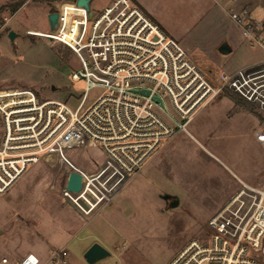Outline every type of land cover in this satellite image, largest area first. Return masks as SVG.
Listing matches in <instances>:
<instances>
[{"label":"rangeland","instance_id":"1","mask_svg":"<svg viewBox=\"0 0 264 264\" xmlns=\"http://www.w3.org/2000/svg\"><path fill=\"white\" fill-rule=\"evenodd\" d=\"M75 1L0 0V88H28L41 99L77 107L86 89L84 79L72 77L81 68L79 61L70 47L46 37L51 32L47 16L61 4L53 37L77 47L76 35L90 19L85 21ZM110 1L90 0V7L99 10ZM209 1L213 7L212 0H172L176 15L167 21L179 33L190 31L188 55L221 82L222 71L232 72L228 69L238 67L250 53L237 46L239 40L255 55L260 49L252 48L223 12L216 8L206 13ZM239 1L245 5L241 9L264 22V0ZM10 31L17 33L13 41ZM220 40L233 43L231 56L216 48ZM245 83L251 86L247 78ZM226 89L221 99L194 116L186 132L164 139L143 168L129 177L111 171L89 176L106 163V155L100 145L80 143V130L71 128L62 140L65 160L45 156L0 194V260L33 255L47 264L52 251L62 249L66 264H90L84 253L99 243L111 254L95 264H165L189 241L206 239L210 218L236 190L260 189L264 183V144L257 139L264 133L262 99L258 106L247 103L253 111L236 107ZM99 95L98 88L91 89L86 106ZM71 171L88 176L80 193L66 190ZM165 193L177 195L179 205L168 207L161 198Z\"/></svg>","mask_w":264,"mask_h":264},{"label":"built area","instance_id":"2","mask_svg":"<svg viewBox=\"0 0 264 264\" xmlns=\"http://www.w3.org/2000/svg\"><path fill=\"white\" fill-rule=\"evenodd\" d=\"M213 1L228 5V16L251 47L264 52V22L253 19L245 7L235 10L237 0ZM73 4L84 10L86 22L90 19L76 35L77 47L54 38L55 30L45 36L74 51L81 68L72 77L85 80V92L73 109L65 101L41 99L28 88L0 90V194L45 156L65 160L62 140L73 127L82 134L80 143L100 145L107 158L89 176L111 171L129 177L143 168L164 139L186 132L194 116L221 97L225 88L255 105L258 99L264 104V60L253 64L251 72L248 67L223 71L217 82L133 0H111L90 14L76 1ZM56 11L59 25L61 4ZM257 78L263 83L255 82ZM93 88L100 95L86 106ZM259 140L264 144V133ZM82 175L85 185L86 174ZM208 226L206 239L189 241L165 264H264V183L260 189L236 190ZM0 264L40 263L24 255L1 257ZM47 264H66L65 252L53 250Z\"/></svg>","mask_w":264,"mask_h":264},{"label":"crops","instance_id":"3","mask_svg":"<svg viewBox=\"0 0 264 264\" xmlns=\"http://www.w3.org/2000/svg\"><path fill=\"white\" fill-rule=\"evenodd\" d=\"M133 1L136 4H138L158 25H160V27L166 32V34L173 37L177 41H180L182 43V46L186 50V52L187 51L189 52V50L191 49V44L189 43V40H186V38L190 34V31L188 30V31H184L182 33H179L175 29V27H173V25H171L167 21V16L171 17V16L176 15L175 12L177 9L172 6V4H171L172 0H133ZM212 2L214 3L213 7L209 1L210 5L207 7L206 13H210L214 9L216 10V8H217L218 10L223 12V14L228 16V13H227L228 5H225V3L218 4V3L214 2L213 0H212ZM242 6H245V5H244V3H241L239 0H237L236 3L233 5L235 10L241 9ZM246 7H249V6H246ZM224 41L225 40H220L219 42H217L216 48L218 49L219 46L222 43H224ZM226 43L231 48V52L228 53L227 55L231 56L234 52V45H233V43L232 44H229L228 42H226ZM237 46L238 47H244L245 46L248 50H250V53L247 51L248 56L244 60H242V62L239 63L238 67L229 68L228 70H232V72H233V71L237 70L238 68L250 66V65L252 66L253 64H256V63L264 60V57H262V56H264V52L261 49H260V54L262 53V56L258 53H256V55H255L254 52L252 51L253 49H250L245 44L244 41L239 40V43ZM222 97H223V95L219 99H221ZM257 139H258V142H260L259 136H257Z\"/></svg>","mask_w":264,"mask_h":264},{"label":"water","instance_id":"4","mask_svg":"<svg viewBox=\"0 0 264 264\" xmlns=\"http://www.w3.org/2000/svg\"><path fill=\"white\" fill-rule=\"evenodd\" d=\"M76 4L79 7H83L90 14V0H76ZM49 21V26L51 30H55L58 25L59 13L57 11L51 12L47 16ZM8 37L13 41L17 37V33L14 31H10L8 33ZM219 51L223 54H228L231 52V48L227 43H222L219 47ZM55 89V87H52ZM220 98V97H219ZM85 185L83 183V175L78 171H71L69 173V177L66 183V190L74 193H80L84 189ZM161 198L168 201L172 199L169 204V207H177L179 205L178 196L175 194L165 193L161 195ZM110 251L99 243L92 244L84 253L85 259L90 264H95L96 262L108 257L110 255Z\"/></svg>","mask_w":264,"mask_h":264},{"label":"trees","instance_id":"5","mask_svg":"<svg viewBox=\"0 0 264 264\" xmlns=\"http://www.w3.org/2000/svg\"><path fill=\"white\" fill-rule=\"evenodd\" d=\"M226 93L229 94V96L233 99V101L235 102V106L236 107H246V108H249V109H253L252 107H248L247 106V103L248 104H251L252 106H255L253 102L247 100L246 98H244L243 96H241L240 94H238L237 92L235 91H232V90H227L226 89ZM253 111V110H252Z\"/></svg>","mask_w":264,"mask_h":264},{"label":"flooded vegetation","instance_id":"6","mask_svg":"<svg viewBox=\"0 0 264 264\" xmlns=\"http://www.w3.org/2000/svg\"><path fill=\"white\" fill-rule=\"evenodd\" d=\"M7 88H10V87H7ZM1 89H5V88H0V90H1ZM2 132H3V127L0 125V134H1ZM171 201H172V199H170V200H168V201L165 200V202H166V203L169 202V204H170ZM168 207H169V205H168Z\"/></svg>","mask_w":264,"mask_h":264},{"label":"bare ground","instance_id":"7","mask_svg":"<svg viewBox=\"0 0 264 264\" xmlns=\"http://www.w3.org/2000/svg\"><path fill=\"white\" fill-rule=\"evenodd\" d=\"M80 9H82V8H80ZM84 178H85V176H84Z\"/></svg>","mask_w":264,"mask_h":264}]
</instances>
